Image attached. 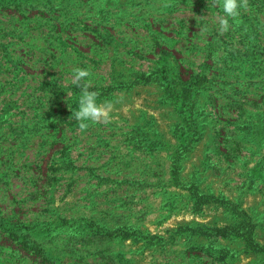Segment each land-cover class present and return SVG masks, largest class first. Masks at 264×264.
I'll return each instance as SVG.
<instances>
[{"label": "rangeland", "instance_id": "obj_1", "mask_svg": "<svg viewBox=\"0 0 264 264\" xmlns=\"http://www.w3.org/2000/svg\"><path fill=\"white\" fill-rule=\"evenodd\" d=\"M248 4L220 34L212 0H0V264H264ZM76 68L110 123L79 130Z\"/></svg>", "mask_w": 264, "mask_h": 264}, {"label": "clouds", "instance_id": "obj_2", "mask_svg": "<svg viewBox=\"0 0 264 264\" xmlns=\"http://www.w3.org/2000/svg\"><path fill=\"white\" fill-rule=\"evenodd\" d=\"M212 6L222 8L223 15L217 14L215 22L217 31L220 34L227 33L231 27L230 19L239 22L242 11L249 10L248 0H212ZM206 30L201 29L203 34ZM90 72L81 68L73 70L71 84L81 88V95L78 102V109L72 112V117L78 122V127L81 132L85 131L91 121L93 123L108 124L112 121V112L114 104L111 101L97 103L99 93L89 91V85H81V81L87 78Z\"/></svg>", "mask_w": 264, "mask_h": 264}]
</instances>
